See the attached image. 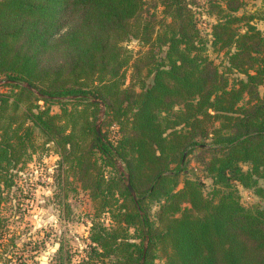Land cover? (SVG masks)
I'll list each match as a JSON object with an SVG mask.
<instances>
[{
	"label": "trees",
	"instance_id": "trees-1",
	"mask_svg": "<svg viewBox=\"0 0 264 264\" xmlns=\"http://www.w3.org/2000/svg\"><path fill=\"white\" fill-rule=\"evenodd\" d=\"M247 1L160 0L170 20L156 29L146 0H0V78L15 81L0 85V207L15 167L51 142L64 181L74 174L114 221L95 219L66 264H264V32L238 13ZM132 37L149 46L135 65L151 57L138 91L125 85ZM199 149L208 193L186 172ZM239 185L261 200L244 205ZM7 227L0 215V263L18 264Z\"/></svg>",
	"mask_w": 264,
	"mask_h": 264
},
{
	"label": "rangeland",
	"instance_id": "rangeland-1",
	"mask_svg": "<svg viewBox=\"0 0 264 264\" xmlns=\"http://www.w3.org/2000/svg\"><path fill=\"white\" fill-rule=\"evenodd\" d=\"M146 3L150 13L155 16L156 29H160L157 22L169 21V14L163 10L160 0H146ZM196 9L200 33L208 42V53L219 68L223 69L227 65L224 51H214L209 45L212 39L211 26L216 22V16L209 12L207 4L203 2ZM242 12L254 15L252 22L264 32V0H248L238 13ZM127 45L132 52V60L126 69L125 85L138 91L140 90L138 70L145 75L146 63L151 57L143 61L138 60L139 68L134 61L144 55L149 46L134 37ZM162 49H165V46ZM1 89L9 91V87L4 85ZM51 107L53 111L59 110L57 104H52ZM104 110L105 107L102 105L100 118L97 120L99 125L104 119ZM43 140L44 137L38 134L37 141ZM207 141H210V138ZM48 145V149L35 152L28 161L15 167L13 184L4 190L5 199L0 207V215L6 218L8 231L3 235L2 242L8 247L15 245L13 249L17 251V258L13 257L12 260L19 262L18 264H66L68 260L77 262L86 254L91 225L95 219L108 227L114 224L111 213L98 211V205L90 191L82 186L74 174H69L68 181H64L63 167L58 166L59 155L52 148L51 142ZM206 155L199 149L186 156V172L204 181V190L208 193L212 188V179L206 175L199 160ZM118 164L124 169L121 161ZM119 170L127 184L126 173L120 168ZM105 171L109 176L110 171L107 169ZM185 175L180 174L179 186H182ZM239 191L244 205L261 200L252 189L239 185ZM157 207L152 204L151 211H156ZM130 230L133 231V228ZM31 255H34L33 259ZM156 263L162 264V261L157 259Z\"/></svg>",
	"mask_w": 264,
	"mask_h": 264
},
{
	"label": "water",
	"instance_id": "water-1",
	"mask_svg": "<svg viewBox=\"0 0 264 264\" xmlns=\"http://www.w3.org/2000/svg\"><path fill=\"white\" fill-rule=\"evenodd\" d=\"M11 82H15V81L14 80H11V79H6V78L0 79V85L6 84V83H11ZM25 85L28 86V87H31L29 83H25ZM94 100H96V99H94ZM100 103L103 105V102L102 101H100ZM97 131L100 134L99 123L97 124ZM119 168L121 170H123V167L121 165H119ZM126 178H127V186L129 188V190L131 191V193L133 194V196L136 197V194H135L134 188L131 185L130 176H129L128 173H126ZM143 258H144V256H143Z\"/></svg>",
	"mask_w": 264,
	"mask_h": 264
}]
</instances>
